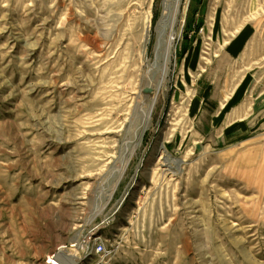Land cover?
<instances>
[{"label":"rangeland","instance_id":"rangeland-1","mask_svg":"<svg viewBox=\"0 0 264 264\" xmlns=\"http://www.w3.org/2000/svg\"><path fill=\"white\" fill-rule=\"evenodd\" d=\"M163 2L0 0V264H264V0H180L167 71Z\"/></svg>","mask_w":264,"mask_h":264},{"label":"bare ground","instance_id":"bare-ground-1","mask_svg":"<svg viewBox=\"0 0 264 264\" xmlns=\"http://www.w3.org/2000/svg\"><path fill=\"white\" fill-rule=\"evenodd\" d=\"M179 2H180V0H164V2H163V10L164 11H163V15H162V18L160 19L159 26H158V32H159V38H160V40H159L160 44H159V51L158 52L159 53L162 52V54H163V60L165 62V67H164L165 71H167V63H166V61H167V55H166L167 51H166L165 45H164V37H165V35L167 33V30H168L170 22H171L172 12L178 6ZM157 64H158V60H157ZM165 77H166V75L162 76L161 79L159 80L160 81L159 82L160 85L164 82ZM154 101L155 100L153 99L150 103L147 102L148 103L147 104L148 108L146 109V113H145L146 118H144V122L142 123V130L139 133V135H137L136 140L133 141L132 137H127L126 138V143H124L123 147L120 148V151L118 152L119 155H118L117 159L115 160V163H114V165L112 167V172H114V175H115L114 178L116 179L115 183L112 186V189H110L109 186L102 189V193H103L102 197H104V196L105 197L106 196L109 197V195L111 194L110 191L113 190V188L117 184L118 179H119V177L122 174V171H123L128 159L130 157V154H131L132 150H134V149H136V148H138L140 146L142 135H143L146 127L148 126V123H149V120H150V115H151V112H152V107H153ZM132 121H134L133 118H132ZM162 154H163L162 159L165 162L164 165L167 166L169 168V170L174 171L175 173L179 172L180 171V165H181L182 161H178V160L173 159L166 152L164 147H163ZM108 175H110V174H108ZM79 243H80V241H79ZM59 253H66V251H65L64 248H61ZM64 257H65V259L68 260L67 262H62L55 255L51 256L49 258L48 262L49 263H54V264H65V263L66 264H80L79 261L78 262L75 261V259H76L75 255L71 256V255L65 254Z\"/></svg>","mask_w":264,"mask_h":264},{"label":"built area","instance_id":"built-area-1","mask_svg":"<svg viewBox=\"0 0 264 264\" xmlns=\"http://www.w3.org/2000/svg\"><path fill=\"white\" fill-rule=\"evenodd\" d=\"M70 248L76 257L75 261L80 264H107L115 251L108 248L107 240L97 235V232L84 237L80 243L71 244ZM93 257L98 258L96 262H93Z\"/></svg>","mask_w":264,"mask_h":264},{"label":"water","instance_id":"water-1","mask_svg":"<svg viewBox=\"0 0 264 264\" xmlns=\"http://www.w3.org/2000/svg\"><path fill=\"white\" fill-rule=\"evenodd\" d=\"M145 94H151L153 92L152 88H146L144 90ZM47 264H54V263H47Z\"/></svg>","mask_w":264,"mask_h":264}]
</instances>
